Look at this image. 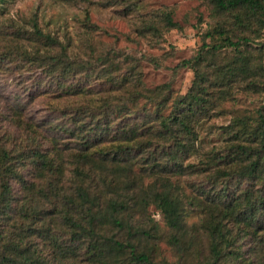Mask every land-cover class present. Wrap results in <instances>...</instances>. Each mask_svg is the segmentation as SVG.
<instances>
[{
  "label": "trees",
  "instance_id": "16d2710c",
  "mask_svg": "<svg viewBox=\"0 0 264 264\" xmlns=\"http://www.w3.org/2000/svg\"><path fill=\"white\" fill-rule=\"evenodd\" d=\"M4 1L0 0V14ZM122 1L130 2L128 8L133 10L142 0ZM210 1L217 11L231 14L232 21L210 25L201 34L196 53L176 65L190 69L193 78L188 90L171 101L167 114L162 111L169 86L140 89L133 83L116 97L95 98L100 102L96 107L85 98L78 106L88 108L89 116L81 112L86 121L70 114L67 135L81 139L71 155L73 185L64 186V168L51 156V148L13 151L12 141L0 143V264H178L156 261L151 245L139 248L134 242L136 236L157 237L153 221L147 229L138 223L150 206L161 215L167 241L179 256L195 249L198 235H204L208 256L201 264H262L264 103L254 113L232 117L218 128L223 136L220 144L204 145V136L211 131L203 132L200 123L214 113L213 87L238 85L264 94L259 42L264 0ZM160 16L166 26L177 27L170 11L162 10ZM31 20L29 30L17 22L12 25L18 38L12 49L22 59L45 76L63 81L89 72L90 61L84 67L74 62L67 44L40 30L35 17ZM143 25L157 31L151 22ZM231 26L238 30H230ZM251 50L260 55L258 61ZM221 52H228L229 59L216 64L215 56ZM145 59L157 65L154 58ZM104 63L111 80L112 64L107 58ZM62 85L65 95L84 97L89 91ZM72 110L80 114L78 107ZM114 115L119 117L117 124ZM11 123L20 124L16 119ZM75 123L82 136L75 132ZM137 159L149 182L133 174ZM25 160L39 173L32 180L18 171ZM182 176L198 179L190 197L177 184ZM188 207L198 210V223H187ZM54 231H62L63 237Z\"/></svg>",
  "mask_w": 264,
  "mask_h": 264
},
{
  "label": "rangeland",
  "instance_id": "374dc122",
  "mask_svg": "<svg viewBox=\"0 0 264 264\" xmlns=\"http://www.w3.org/2000/svg\"><path fill=\"white\" fill-rule=\"evenodd\" d=\"M4 5L5 10L0 14V143L12 141L13 151L51 148V156L64 168V186L73 185L70 176L73 166L71 155L78 150V143L81 142L76 135H67L71 127L70 114L85 121L86 114L89 116L88 108L83 109L78 104L88 98L87 104L96 107L100 102L95 98L116 97L126 91L128 83L138 84L140 89L169 86V98L162 111L167 114L171 101L188 90L193 78L190 69L176 65L196 53L202 44L201 34L210 25H215L217 21L225 20L227 24L232 21L231 14L217 11L210 0H142L136 7H131L133 10L128 8L132 5L130 2L122 0H5ZM135 8L139 9L136 11ZM162 10L171 12L177 27L166 26L160 16ZM32 16L40 30L68 45V53L74 62L83 67L85 61L91 62L85 76L76 75L73 79L67 78V81L45 76L43 70L33 67L12 49L18 39L12 25L17 22L29 30ZM144 22L154 24L157 31L144 28ZM231 27L230 30L234 32L238 30ZM259 42L263 45L261 59L264 65V33ZM37 44L44 47L42 42ZM5 47L9 50L6 51ZM251 53L258 61L260 55L255 50H251ZM227 55L228 52L217 54L216 64L226 62L229 59ZM96 56H100L102 61H96ZM145 57L154 58L157 65ZM104 58L112 64L111 80L105 73L107 65ZM64 82L74 84L76 88L73 90L88 88L89 91L84 97L65 95ZM212 89L216 99L214 113L210 119L200 123L203 132L211 131L210 135L204 136V145L209 147L221 143L223 136L218 128L226 125L230 118L254 113L264 103V94L246 91L238 85ZM140 103H143L142 99ZM74 107L79 108L80 114L76 115V109L72 110ZM63 108L67 111L62 112ZM96 110L93 108L94 114L98 113ZM82 111L86 114H82ZM14 119L20 124L11 123ZM112 119L116 124L119 122V117L115 118V115ZM23 122H27L33 130ZM73 128L83 135L77 123ZM55 150H60V155ZM22 165H18V171L27 180L38 176L39 173L31 168L28 160ZM140 167L141 162L137 159L132 167L133 174L143 176L149 182L148 175L141 173ZM195 180L198 179L183 176L179 179L177 184L186 197L194 194ZM187 211V223H198V210L188 207ZM152 221L156 224L157 237L147 239L136 236L134 242L138 243L139 248L143 244L147 247L151 245L154 260L201 264L208 256L204 235H198L195 249L179 256L167 241L168 230L161 215L150 206L138 223L146 224L143 229H147L152 226ZM54 233L58 238L63 237L62 231ZM249 253L248 248L246 254ZM261 263L264 264V256Z\"/></svg>",
  "mask_w": 264,
  "mask_h": 264
}]
</instances>
